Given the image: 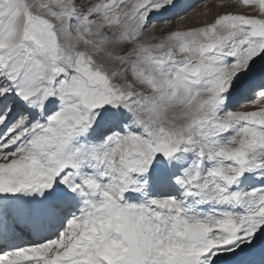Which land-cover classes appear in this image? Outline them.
I'll list each match as a JSON object with an SVG mask.
<instances>
[{
  "label": "snow or ice",
  "instance_id": "1",
  "mask_svg": "<svg viewBox=\"0 0 264 264\" xmlns=\"http://www.w3.org/2000/svg\"><path fill=\"white\" fill-rule=\"evenodd\" d=\"M0 264H264V0H0Z\"/></svg>",
  "mask_w": 264,
  "mask_h": 264
},
{
  "label": "rangeland",
  "instance_id": "2",
  "mask_svg": "<svg viewBox=\"0 0 264 264\" xmlns=\"http://www.w3.org/2000/svg\"><path fill=\"white\" fill-rule=\"evenodd\" d=\"M214 3H219V0H213ZM197 11H203V9H198ZM195 15V13H193V16Z\"/></svg>",
  "mask_w": 264,
  "mask_h": 264
}]
</instances>
